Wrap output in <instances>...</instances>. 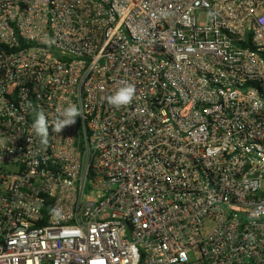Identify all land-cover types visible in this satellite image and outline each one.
Here are the masks:
<instances>
[{
  "label": "built area",
  "instance_id": "2783aa9c",
  "mask_svg": "<svg viewBox=\"0 0 264 264\" xmlns=\"http://www.w3.org/2000/svg\"><path fill=\"white\" fill-rule=\"evenodd\" d=\"M0 264H264V0H0Z\"/></svg>",
  "mask_w": 264,
  "mask_h": 264
},
{
  "label": "clouds",
  "instance_id": "9594fccd",
  "mask_svg": "<svg viewBox=\"0 0 264 264\" xmlns=\"http://www.w3.org/2000/svg\"><path fill=\"white\" fill-rule=\"evenodd\" d=\"M135 96V87L132 84H124L121 86L113 95L106 98V102L110 107L117 110L128 106L132 103ZM57 118L52 126V131L59 134L63 131L65 127L71 126L76 123L77 116L81 115L78 107L75 104L69 105L67 108L56 109ZM32 130L34 134L40 139L42 145L48 143L49 137V123L42 110L37 112L33 122Z\"/></svg>",
  "mask_w": 264,
  "mask_h": 264
}]
</instances>
